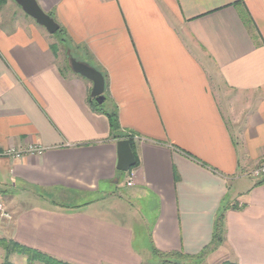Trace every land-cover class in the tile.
Returning <instances> with one entry per match:
<instances>
[{
    "label": "crops",
    "instance_id": "0c3cea01",
    "mask_svg": "<svg viewBox=\"0 0 264 264\" xmlns=\"http://www.w3.org/2000/svg\"><path fill=\"white\" fill-rule=\"evenodd\" d=\"M37 2L73 56L106 76L102 103L134 137L139 163L119 172L111 120L89 102L92 81L63 69L44 27L8 0L0 200L12 219L0 216V237L72 264H159L152 245L198 255L225 208L223 243L187 260L264 264V182L245 174L264 157V0ZM30 146L44 151L5 154ZM124 175L121 195L112 188ZM135 224H149V246L135 245Z\"/></svg>",
    "mask_w": 264,
    "mask_h": 264
},
{
    "label": "trees",
    "instance_id": "16d2710c",
    "mask_svg": "<svg viewBox=\"0 0 264 264\" xmlns=\"http://www.w3.org/2000/svg\"><path fill=\"white\" fill-rule=\"evenodd\" d=\"M7 1L8 0H0V9L7 3ZM59 31L63 33V29L61 27ZM61 41H64V39H61ZM105 79H106V76H105ZM89 102L94 110L100 111L108 115V117L111 120L112 134L116 139L119 140V139L125 138L129 140L131 148L137 160V163L135 166H137L139 163V157L137 153L136 142L132 135H129V134L123 135L121 133L120 123H119L117 113L114 110L107 109L105 106V102L100 103L99 101H97L96 98L92 97L91 94L89 95ZM119 172L124 173L121 171ZM260 182H264V178H262V181ZM225 210H226L225 208H222L220 213L217 216L211 242L198 255L189 256V255H185L184 253L177 252V251L163 252V251L158 250L157 248H155V246L152 245L153 254L160 258L159 264H178L180 262L179 260L184 259V258L204 259L209 254H211L220 244L223 243L225 239ZM0 247L3 248L6 252V258L3 262H0V264H14L13 261L11 260V256L13 254H19V255L25 256L27 259V264H37L38 262H42L44 264H72V263L57 259L55 257H52L36 249L25 246L13 239H7V238L0 237ZM224 264H240V263L227 261Z\"/></svg>",
    "mask_w": 264,
    "mask_h": 264
},
{
    "label": "water",
    "instance_id": "95a60500",
    "mask_svg": "<svg viewBox=\"0 0 264 264\" xmlns=\"http://www.w3.org/2000/svg\"><path fill=\"white\" fill-rule=\"evenodd\" d=\"M15 1L22 7L25 13L34 18L38 24L44 26L49 33H55L59 31L60 25L50 14L41 8L37 0ZM69 63L75 73L80 74L92 81L93 87L91 95L92 97L96 98L97 101L102 103L104 101V92L106 90V79L104 74L96 67L86 62L79 61L72 56L69 58ZM117 151L118 170L127 172L136 165L137 160L128 139L122 138L117 141Z\"/></svg>",
    "mask_w": 264,
    "mask_h": 264
},
{
    "label": "rangeland",
    "instance_id": "374dc122",
    "mask_svg": "<svg viewBox=\"0 0 264 264\" xmlns=\"http://www.w3.org/2000/svg\"><path fill=\"white\" fill-rule=\"evenodd\" d=\"M40 27H44V26L41 25ZM42 29H45L47 31V29L45 27L42 28ZM47 33H48L47 34L48 37L52 41L55 42L56 50L59 51L61 67L63 69H65V70H70L71 66H70V63H69V58L71 56L74 57L73 54L71 53V51H69V50H71L70 48H72V47L69 48L65 40L61 41V38H62L63 34L60 31L55 32V33H49L47 31ZM252 171H253V169L252 170H248V171L245 172V174L248 177H250V178H254V177H252L250 175ZM127 179L128 178L126 177V175H124L121 178L120 186H118V187L115 186L112 189L114 190L116 188L117 192L119 194H121V195L127 194L130 191V189L126 186ZM93 198H94L93 196L92 197H90V196L89 197H73V198H71L70 202H71V205H75V204L80 203V202H86V201L92 200ZM132 204L135 205V206L139 205L138 210H140V213L145 214V216L150 217V214H152L151 210L148 207H146V203H144L143 201L138 200V199H134L133 201H131L130 205H132ZM126 209L127 208H125L124 211H126ZM128 210H129V213H130V211H131V213H133V211H134L133 209H128ZM127 215H129V214H127ZM10 219H12V215H11ZM134 228H135V235H136L135 245L137 247H139V248H141L143 245H148L149 246L150 245V227H149V224H147V225L146 224L145 225L135 224ZM4 252H5V250L0 247V259L2 258L1 255H4ZM152 259H153L152 262L158 263L160 258H158L155 255H152ZM11 260L13 261L14 264H27L26 257L22 256V255H19V254H14L11 257ZM181 260L182 261H180V264H182V263L184 264L185 262L187 264H190V262H189V260H187V258H184V259H181ZM37 264H44V263L38 262ZM192 264H195V263H192ZM196 264H202V262H197Z\"/></svg>",
    "mask_w": 264,
    "mask_h": 264
},
{
    "label": "built area",
    "instance_id": "2783aa9c",
    "mask_svg": "<svg viewBox=\"0 0 264 264\" xmlns=\"http://www.w3.org/2000/svg\"><path fill=\"white\" fill-rule=\"evenodd\" d=\"M44 149L38 146H30L26 150H18V149H10L5 152L7 155L20 157L23 153H43ZM252 177L256 179L264 178V157L259 162L258 166L253 169L250 174ZM128 185H132L131 180L128 182ZM0 216L6 219L11 218V213L8 211L4 201L0 200Z\"/></svg>",
    "mask_w": 264,
    "mask_h": 264
}]
</instances>
